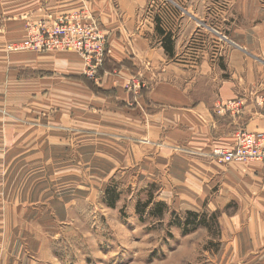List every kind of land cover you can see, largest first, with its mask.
Wrapping results in <instances>:
<instances>
[{
  "label": "rangeland",
  "instance_id": "rangeland-1",
  "mask_svg": "<svg viewBox=\"0 0 264 264\" xmlns=\"http://www.w3.org/2000/svg\"><path fill=\"white\" fill-rule=\"evenodd\" d=\"M81 4L54 15L49 12L38 16L26 14L23 16L24 38L27 19L46 18L53 22L64 15L74 14V17L84 9L104 35L105 53L100 71L88 70L74 49L11 50L9 43L14 40L6 38L7 42H0V58L11 59L0 64V126L4 125L0 127V195H18L20 212L19 218L12 219L9 209L4 220L0 219V228L7 225L11 228L13 222L20 231L21 241L26 242V235L30 234L32 242L46 245L43 252L33 256V264H45L42 259L44 255L47 257V245L55 260L53 264H217L219 261L215 258L221 249V253L225 252V244L237 239L234 235L239 215L236 214L241 204L236 195L229 192L228 202L207 201L203 207L192 211L204 220L196 227L178 224L177 221L184 222L187 210L177 203L157 198L164 189L162 178L169 172L173 152H179L178 142L171 135L176 126L170 116L172 90L165 86L163 103L155 99V86L159 82L171 85L175 81L172 69L165 71L161 80L157 76L159 65L148 57L128 53L132 59L126 57L112 62L107 57L105 28L98 17L83 2ZM230 4V0H147L143 7H147L143 15L147 20L140 37H146L148 43L134 41L130 53L158 49L159 37L153 28H147L159 22L164 30L185 35L183 53L189 50L196 56L204 49L211 54L209 60L221 66L223 60L220 59L225 57L226 51L223 44L228 41L231 30ZM6 5H12L11 0H0V22L7 19L4 17ZM188 10L194 19L189 17L191 19L179 27L178 15L187 19ZM21 38L16 42L24 39ZM37 43L42 42L37 39ZM69 52H73V62L63 64L60 54ZM161 62L165 68L169 67L167 62ZM253 62L264 66L260 60ZM178 80L182 82V77ZM205 82L200 81L203 90L192 92L193 99L211 96L212 91L207 92ZM258 97L252 100L254 110H264V96ZM236 101L239 104L232 107ZM245 106L240 99H232L220 102L217 108L224 113L240 114L244 113ZM163 113L166 120L161 126L154 116ZM77 116H82V123L76 122ZM140 116L144 121L147 117V122L140 124L137 121ZM64 117H68L66 125L62 123ZM244 123L245 115L241 114L239 121L228 127L233 136L230 145L197 154L222 164L213 151L234 146L240 130L253 133ZM125 127H132L128 136ZM140 128L144 132H139ZM129 139L141 152L132 155L130 164H124L116 155L109 158L112 142H118L123 148L124 141ZM164 150L172 156L162 158ZM185 150L182 152L188 154ZM250 165L262 166L264 181V164L260 161L223 164L224 168H232V173L238 166ZM76 170L79 171L77 179L86 185L82 190L73 182ZM13 184L17 186L14 188ZM108 186L119 194L113 207L103 200ZM6 187L9 192L5 191ZM76 192L84 195H76ZM149 199L151 202L143 209L141 205ZM156 202L165 203L162 214L150 211ZM5 203L0 201V212L2 204L10 208L12 201ZM247 205L244 204V208ZM233 219L236 230H230L227 224ZM186 228L188 230L184 231ZM13 230L15 232V228ZM11 232L10 229L9 235ZM48 257L51 258V254Z\"/></svg>",
  "mask_w": 264,
  "mask_h": 264
},
{
  "label": "crops",
  "instance_id": "crops-1",
  "mask_svg": "<svg viewBox=\"0 0 264 264\" xmlns=\"http://www.w3.org/2000/svg\"><path fill=\"white\" fill-rule=\"evenodd\" d=\"M82 2L98 17L102 27L105 28L107 32V57L112 62L117 63L129 55L148 57L153 60V64L159 65L157 76L162 78L161 80L165 76L164 72L172 69V80L175 81L171 85L162 81L159 82L155 86L156 98H154L157 102L163 103L165 86L167 85L166 87L172 90L170 116L172 124H176V126L173 127L171 135L178 142L179 152H173L169 172L167 176L162 178L164 189L157 195V198L166 203H177L181 209L187 211H197L207 201L228 202L229 192H233L236 195L234 197L241 204L239 214H236L239 215L236 217L239 219L238 229L236 230L234 219L229 220L227 224L230 230L237 231V234L234 235L237 239L235 242L233 239L226 243L225 248H223L225 252L221 253V249L215 261L216 259L219 261L217 264H264V181L262 166H238V169L234 168L235 172L232 173V168L227 169L223 166V164L228 163L220 164L197 154L208 152L215 147L230 145L233 136L231 134L232 129L228 131V127L232 123L236 124L241 114L245 115L244 124L248 131L264 130V110H254L252 101L254 97L257 99L258 96H264V66H259L253 62L256 59L264 63V0H230L231 30L228 41L223 44L226 51L225 57L220 59L223 60L220 63L221 66L211 62L209 60L211 54L209 55L208 51L204 49L196 56L189 50L188 53H183L186 43L183 40L185 35L172 34L171 31L164 30L159 22H155V25L152 24L151 27L147 28L148 30L153 28L156 36L159 37L158 49L143 53H130L134 41L143 45L148 43L146 37L143 39L140 37L147 20L143 17L145 15L144 10H147V7L143 9L147 0H11L12 5L5 6L7 9L4 17L7 19L0 22V35H2L0 42H7V40L16 42L18 38H24L23 16L28 13H33L36 16L48 14L47 12L52 15L65 13L78 8ZM177 6L181 9L179 5ZM189 11H187V19L182 14L178 15L177 25L179 27L189 21L191 19L189 17H193ZM159 18L162 22V18L160 16ZM238 18L239 23H237ZM157 26L171 33L173 39L171 54L164 49L162 37L156 31ZM218 38L216 35L215 39ZM137 51L139 52L138 49ZM72 54L70 52L63 53L60 54L59 58L63 64L71 63L73 62ZM9 59L0 58V64L11 61ZM162 60L167 62L165 64L169 65L168 68L163 66L164 63H160ZM57 62L62 65L59 61ZM180 77H182V82L179 81L180 79L178 80ZM201 80H206L208 84L207 90L209 91L204 90V93L206 94L205 91H212V94L206 99H193V91L204 89L200 83ZM199 85L200 87H198ZM232 99H240L241 102H245L244 113H238L239 115L233 112L224 113L217 108L220 102L225 103ZM217 110L219 112H216ZM63 119L62 123L66 125L68 117ZM154 119L163 126L166 120L165 114H156ZM81 120L82 116L76 117V122ZM137 121L140 124L145 123L147 117L144 121V118L140 116ZM0 127H4V125ZM79 129L83 131L81 128ZM125 129L127 136L132 133V127H125ZM140 129L139 132H144L142 128ZM1 135L2 133H0V138ZM124 142L123 148L118 142H112L109 158L116 155L121 158V162L128 165L132 161V155L141 152H138V146H132V139ZM184 149H187L185 152L189 153L184 154L182 152ZM165 155L172 156L169 151L164 150L161 152V157L163 158ZM78 176L79 171L76 170L73 182L76 183L75 187L79 188L78 190H82L86 185L79 182ZM16 186L17 184H13L14 188ZM5 191L9 192L8 187ZM76 195L82 196L84 194L76 192ZM14 198L15 201H13ZM18 199L19 196H14L13 193L10 196L0 195V201L6 202L5 204L12 201L10 208L8 205L6 208L3 204L1 205L0 219L4 220V214H8L9 209L12 219L19 218ZM244 204L248 205L244 208ZM10 229L13 231L11 235H9ZM37 238L42 240L41 236H37ZM32 239L33 237L27 234L26 242L21 241L20 231L16 229V226L14 227L13 222L11 228L8 225L6 228H0V264H33V256L36 257V253L43 252L46 245L32 242ZM47 248V257L44 255L42 261L45 264H53L55 260L52 258L49 245ZM48 254H51V258L48 257Z\"/></svg>",
  "mask_w": 264,
  "mask_h": 264
},
{
  "label": "built area",
  "instance_id": "built-area-1",
  "mask_svg": "<svg viewBox=\"0 0 264 264\" xmlns=\"http://www.w3.org/2000/svg\"><path fill=\"white\" fill-rule=\"evenodd\" d=\"M74 14L64 15L49 22L46 18L27 19L26 37L19 42H11L9 49L48 51L52 49H74L84 60L90 71H96L104 58V35L91 14L84 9ZM224 38V36H223ZM41 40V44L37 43ZM93 72V73H94ZM239 101L233 102V106ZM228 109L231 110V108ZM235 145L229 149H215L213 155L222 163L260 161L264 164V131L253 133L240 130L236 133Z\"/></svg>",
  "mask_w": 264,
  "mask_h": 264
},
{
  "label": "trees",
  "instance_id": "trees-1",
  "mask_svg": "<svg viewBox=\"0 0 264 264\" xmlns=\"http://www.w3.org/2000/svg\"><path fill=\"white\" fill-rule=\"evenodd\" d=\"M156 31L157 33L162 37V44L164 49L171 54L172 53V45H173V39H172V35L170 32H166L163 29H161L159 26L156 27ZM98 71H100V67H98ZM105 197L103 198L104 202L109 206V207H113L115 205V201L118 198V193H115V189L113 187V189L111 188V186L106 187V190L104 192ZM151 202V200L149 199L147 202H145L144 204L141 205V207L143 206V209L145 208V206L147 204H149ZM165 208V203L162 202H156L152 205L150 211L154 214V212H160V214H162L161 209ZM186 218L184 219V222L182 221H177L178 224H182V225H186L187 227H190L189 225H192V227H196L198 226L199 223H204L203 218H200L199 215L196 212H192V211H187V213L185 214ZM188 228H186L187 231Z\"/></svg>",
  "mask_w": 264,
  "mask_h": 264
}]
</instances>
